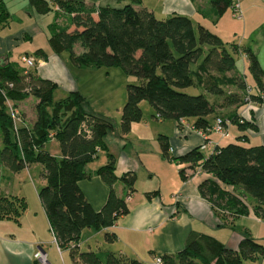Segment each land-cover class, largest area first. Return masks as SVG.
Listing matches in <instances>:
<instances>
[{
  "label": "trees",
  "instance_id": "obj_1",
  "mask_svg": "<svg viewBox=\"0 0 264 264\" xmlns=\"http://www.w3.org/2000/svg\"><path fill=\"white\" fill-rule=\"evenodd\" d=\"M90 1L92 4L88 5L84 0H28V4L38 16L47 15L55 7L67 16L68 24L64 26L50 24L48 45L54 54L67 53L79 67L118 68L139 80L137 85L126 86L127 99L120 115L122 135L128 134L133 124L141 122L140 104L147 101L156 113L155 120H174L180 130L179 121L184 120L195 130L205 132L220 118L227 134L233 127L238 132L236 140L248 142L247 132L256 127L240 111L253 103L264 106V72L251 47L243 51L253 88L244 76L235 73L236 61L221 39L203 27L194 28L190 18L173 15L159 20L145 8H134L142 0H127L122 7H95L93 3L98 0ZM211 4L221 16L232 9L233 1L211 0ZM8 16L0 3V25ZM75 45L83 49L81 54H75ZM234 50L239 51L237 47ZM35 56L45 58L42 50H37ZM192 64H197L194 70ZM190 87L201 88L216 98L209 102L203 94L191 96L181 92ZM55 89L51 81L29 71L20 72L11 63H0V164L12 172L32 164L43 167L45 186L38 191V198L57 246L70 251L73 259L82 264H142L108 251H78L82 231L86 229L106 230L105 242L116 241L115 234L107 230L127 215L129 209L126 200L117 196L114 186L120 181L129 198L136 191V175L118 176L115 157L108 153L106 165L96 172L108 187V196L99 211L92 208L78 183L90 177L86 166L104 148L103 139L116 128L110 118L89 111L86 98L79 92H71L53 102ZM29 96L38 100L36 120L30 127L22 125L23 120L13 104ZM6 101L17 113L18 121L21 120L18 128L14 126ZM225 108L233 109L225 118L216 117L210 125V117ZM50 140L58 142L59 158L44 151ZM159 144L164 158L186 164L192 171L201 169L202 174L210 176L199 184L198 192L218 216L237 218L252 211L264 221V145L246 147L228 143L216 146L208 157L199 147L171 158L167 139L160 136ZM180 174L184 178L183 170ZM152 195L147 193L146 197ZM25 209L23 198L0 196V219L17 218ZM257 257L264 258V247L250 235L242 237L236 249H230L210 236L194 234L182 250L173 256H163L162 262L242 264Z\"/></svg>",
  "mask_w": 264,
  "mask_h": 264
},
{
  "label": "crops",
  "instance_id": "obj_2",
  "mask_svg": "<svg viewBox=\"0 0 264 264\" xmlns=\"http://www.w3.org/2000/svg\"><path fill=\"white\" fill-rule=\"evenodd\" d=\"M112 1L111 3L110 0H98L93 4L98 7L128 3L127 0ZM236 1L246 20L252 19V16H260L262 11L264 12L263 0ZM84 2L88 5L92 4L90 0H84ZM0 3L9 14L8 20L0 25L1 64H13V55L18 50L30 53L25 56H32L37 50H42L45 58L35 56V65L38 66L23 72L29 71L40 79L54 83L56 89L53 99L55 93L62 91L56 101L66 98L71 92H79L87 101L92 98L95 99L94 102L96 100L105 102V94L110 93L107 91L115 89V86L111 84L112 79H118V73L120 76L123 75L121 69L118 71V68L79 67L71 62L67 53L56 55L49 45L48 49L40 47L35 40L40 35L49 33L51 22L49 20L42 22L40 18H35L28 0H0ZM134 8H145L159 20L173 15L186 16L191 19L194 28L203 27L219 38L222 32L221 24L229 12L228 9L223 15L218 16L211 0H142V4ZM54 9L59 15L55 20L57 26L68 24L67 16L57 7ZM257 41L259 43V39ZM258 43L255 42L253 46H250L254 53ZM74 52L79 55L83 49L75 45ZM245 59L248 63L246 56ZM243 63L242 73L247 75L248 66L244 67ZM235 73L242 76L240 72L235 71ZM112 76L114 78H111ZM253 85L254 82L252 86H249L253 88ZM37 103L38 100L33 96L13 103L23 120V126L30 127L35 122ZM143 105L142 102L140 104L143 112L141 122L133 124L126 135L121 134L119 127L114 133L108 134L103 139L104 148L99 149L95 159L86 166V172L90 177L78 183L92 208L99 211L107 199L109 190L96 172L106 165L108 153L115 157V171L118 176L124 173L136 175V191L129 199H127V190L120 181L114 186L117 196L126 200L129 212L107 230L116 236V241L112 244H107L103 238L108 252L137 260L142 264H157V259H161L162 262L163 256H173L182 250L194 234L210 236L227 248L236 249L238 242L244 237L242 234L245 232L251 234L249 229L252 225L256 223L259 225L263 221L252 211L247 216L237 218L231 215L218 216L212 205L198 192L199 184L210 176L204 174L192 176V170L188 169L186 164L169 161L162 156L160 150L159 137L163 136L168 141L170 157L177 158L202 145L203 140L200 134L180 130L174 120H155L153 116L156 113L153 108ZM232 109H218L215 115L210 117V125L216 117ZM89 111L107 117L106 113L99 109L91 107ZM240 114L246 120H251L256 127V130L247 132L248 142L254 141L252 146L264 145V106L253 103L243 108ZM207 137L216 146L226 145L223 142L227 136L221 138L214 133H208ZM209 147L212 153L215 148ZM182 170L184 178L180 174ZM147 193L154 195L148 198ZM242 220L249 223L241 226L243 228L239 233L232 229L230 230L232 234H224L225 230L236 228V223ZM105 232L106 230L95 232L86 229L82 231L80 241L90 248L91 241L102 240ZM38 251L46 254L49 264H82L79 260L72 258L70 251L59 249L42 205L34 211L26 205L25 211L19 217L0 219V264H38L35 258Z\"/></svg>",
  "mask_w": 264,
  "mask_h": 264
},
{
  "label": "rangeland",
  "instance_id": "obj_3",
  "mask_svg": "<svg viewBox=\"0 0 264 264\" xmlns=\"http://www.w3.org/2000/svg\"><path fill=\"white\" fill-rule=\"evenodd\" d=\"M110 2L112 3L113 1L110 0ZM111 5L112 7H122L124 4H111ZM34 15L35 18H40L42 22H46L47 20H49L52 24L55 22V20H57L56 16L58 15V13L53 8L52 11H50L44 17L37 16L35 13ZM224 20L225 21L221 24L220 27L222 31L220 32L221 35L220 39L223 42L227 51L233 56V58L236 61L237 68L235 69V71L240 72L241 75L246 78L248 85L252 86L253 80L248 69L246 70L247 75L242 73L243 72L242 62H244L243 63L244 67L248 66L247 65L248 63L246 62L245 59L246 54H244L242 50L250 47L251 45L253 46L255 42L258 43L257 39H259V43L255 48L256 54L258 53L259 47L261 46L264 39V12L262 11L260 16L258 15L252 16V19L248 18V20H246L245 15H242V19L238 20L232 16V9H229V12L227 13V16L225 17ZM48 38H49V33L46 32L44 33V35H40L38 38H36L35 41L37 44L38 43L40 44V47L48 49ZM236 47L239 49L238 52H235L234 50V48ZM29 50L31 49L29 48ZM25 54H30V53L21 52L20 50H18L17 53L13 55V61H14L13 65L20 72H22L23 70H33L35 67L38 66L35 65L31 69H27L26 66L21 62V58L25 56ZM65 56H67V54H65ZM30 57L35 58V53ZM202 58L198 61L197 64L201 63ZM197 64H192L191 69L194 70ZM111 78L114 77L112 76ZM112 81L113 82H111V84L115 86V89L113 88L114 90L109 89L107 91L110 93L105 94L106 96L105 97L106 100H104L105 102H99V100H96L94 102L95 99L92 98L91 100L89 99V101L87 102H88V107H90L88 110H90L92 107L96 110L99 109L103 111L104 113H106L105 115H107V117L113 121L114 127L118 129V127L120 128L121 109L127 99L126 86L128 84L137 85L139 84V80L136 77L127 76L124 73L122 76H120V73H118V79L114 78L112 79ZM181 92L191 96H197L203 94L205 95V97L208 99L209 102H212L213 98H216L214 96L206 94L201 88L190 87L181 90ZM61 93L62 91L54 94L53 102H55L56 99H58L57 97ZM143 103H144L143 106L146 107L150 106L147 101H144ZM49 110L50 109H48V111ZM224 116L225 113H222L221 118H225ZM20 125H21V120L20 119L19 121L16 120L14 126L18 128ZM236 135H238L236 129L230 127L229 133L227 134V138L223 143L224 144L239 143L246 147L254 145V141L251 143L249 142L241 143L240 141L236 140L235 138ZM208 147L209 146L206 145V147L202 149V152L206 157L212 154L210 150L211 147L209 148ZM44 151H47L48 153H50L55 157L58 158L60 157V148L56 140H50L48 143H46L44 147ZM42 173H43V167L40 164H32L19 172H12L6 166L0 164V194L2 196L9 195L8 197L23 198L27 207H29L30 210L32 209L34 211L36 208H39V206H41V203L37 196V191H39L41 188L45 186V180L42 177ZM248 223L249 222L242 220L241 222L236 223L237 224L236 228H229L228 230L224 231V234H229V235L232 234V232L230 231L232 229H234L236 233H239V231L243 228L241 226ZM256 224L252 225V228L249 229L251 234L245 232L242 235L243 236L250 235L251 238H254V240L257 243H259L261 246L264 247V221L259 225ZM103 238L104 237H102V240L91 241V244L89 245L90 248H88L86 244L83 245L82 241H80L78 245L81 248H79L78 251L79 252L108 251L107 246L104 244ZM242 264H264V258L257 257L254 260L243 261Z\"/></svg>",
  "mask_w": 264,
  "mask_h": 264
},
{
  "label": "built area",
  "instance_id": "obj_4",
  "mask_svg": "<svg viewBox=\"0 0 264 264\" xmlns=\"http://www.w3.org/2000/svg\"><path fill=\"white\" fill-rule=\"evenodd\" d=\"M232 1H233V6H232L233 17L238 19V20H241L242 19V11L240 10L237 1L236 0H232ZM21 62L26 66L27 69L33 68L36 64L35 58L30 57V56H23L21 58ZM9 87H11V85H9ZM6 104L8 106L9 114H10L11 118L13 119V121L14 122L16 120L18 121V117L16 116L17 113L11 108L10 103L8 101H6ZM179 125L181 126L182 130H186L189 132H191V131L197 132L200 134V136L202 137V140H203L202 145L200 146L201 150L203 148H205L206 145L207 146H213V148H216V145L208 139V137H207L208 133H214V134L220 136L221 138H224L227 135V129L224 126V122L220 118H217L215 120L213 126L210 129H207V131H205V132L201 131V130L200 131L195 130L192 126L187 124L184 120H180ZM201 174H202L201 169H198L197 171H191V175H193V176H200ZM127 199H129V198H127ZM55 243H56V241H55ZM35 258H36L38 264H49L47 261V258H46V254L43 252L38 251L35 255ZM156 263L161 264L162 263L161 259H157Z\"/></svg>",
  "mask_w": 264,
  "mask_h": 264
},
{
  "label": "water",
  "instance_id": "obj_5",
  "mask_svg": "<svg viewBox=\"0 0 264 264\" xmlns=\"http://www.w3.org/2000/svg\"><path fill=\"white\" fill-rule=\"evenodd\" d=\"M256 60L260 66V68L262 69V71L264 72V39L263 42L259 48V51L256 55Z\"/></svg>",
  "mask_w": 264,
  "mask_h": 264
}]
</instances>
